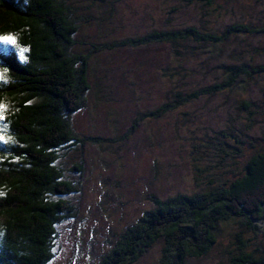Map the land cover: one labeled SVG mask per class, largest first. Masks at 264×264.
Listing matches in <instances>:
<instances>
[{"label": "rangeland", "instance_id": "374dc122", "mask_svg": "<svg viewBox=\"0 0 264 264\" xmlns=\"http://www.w3.org/2000/svg\"><path fill=\"white\" fill-rule=\"evenodd\" d=\"M79 25L71 52L144 36L154 30L194 27L221 34L236 24L264 29V0H65ZM260 31V30H259ZM264 31L233 32L218 44H153L94 52L90 91L70 128L101 143L69 149L67 177L81 190L69 200L76 219L57 227L54 257L47 264H96L125 228L152 209L150 197L166 199L223 186L242 174L248 160L264 152ZM234 86L200 98L129 133L138 116L187 93L237 75ZM250 103L245 106V103ZM83 171H72L75 164ZM201 172H198L196 168ZM217 244L185 264H230L231 257L257 251L264 257V233L253 234L243 219L219 225ZM162 242L134 264H160Z\"/></svg>", "mask_w": 264, "mask_h": 264}, {"label": "trees", "instance_id": "16d2710c", "mask_svg": "<svg viewBox=\"0 0 264 264\" xmlns=\"http://www.w3.org/2000/svg\"><path fill=\"white\" fill-rule=\"evenodd\" d=\"M78 30L65 0H0V36L16 41L0 44V264H47L54 257L57 227L77 218L78 208L69 199L81 184L65 175L62 163L69 149L102 142L78 137L70 128L72 115L84 108L91 89L89 61L94 52L163 43L218 44L233 32L264 31L246 24L232 25L219 35L194 27L154 30L75 54L71 47ZM21 49H27L23 57ZM238 71L250 76L263 72L264 66L231 74ZM237 77L175 93L170 101L140 114L129 133L142 121L232 88ZM71 170L81 173L83 164ZM150 202L152 209L125 228L96 264H134L159 241L160 264L201 259L217 244L219 225L236 218L254 235L264 233V152L253 155L244 172L227 185L166 199L151 196ZM245 246L240 244L230 264H264V257L245 251Z\"/></svg>", "mask_w": 264, "mask_h": 264}, {"label": "snow or ice", "instance_id": "6c2138e0", "mask_svg": "<svg viewBox=\"0 0 264 264\" xmlns=\"http://www.w3.org/2000/svg\"><path fill=\"white\" fill-rule=\"evenodd\" d=\"M16 41L12 36H0V44H15ZM27 49H21V57H23V53L26 52ZM2 108V106H0ZM0 119H3V116L0 115Z\"/></svg>", "mask_w": 264, "mask_h": 264}]
</instances>
